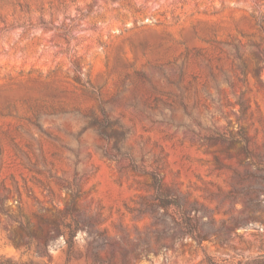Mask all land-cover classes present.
I'll return each instance as SVG.
<instances>
[{
  "label": "rangeland",
  "instance_id": "obj_1",
  "mask_svg": "<svg viewBox=\"0 0 264 264\" xmlns=\"http://www.w3.org/2000/svg\"><path fill=\"white\" fill-rule=\"evenodd\" d=\"M263 256L264 0H0V264Z\"/></svg>",
  "mask_w": 264,
  "mask_h": 264
},
{
  "label": "trees",
  "instance_id": "obj_2",
  "mask_svg": "<svg viewBox=\"0 0 264 264\" xmlns=\"http://www.w3.org/2000/svg\"><path fill=\"white\" fill-rule=\"evenodd\" d=\"M101 126V125H100ZM250 190H254V188L252 187V186H248V187H245V188H242V189H240V188H235V190L234 191H232V192H230L231 194L230 195H237L238 193H240V192H248V191H250ZM263 258V260H264V256L262 257Z\"/></svg>",
  "mask_w": 264,
  "mask_h": 264
},
{
  "label": "water",
  "instance_id": "obj_3",
  "mask_svg": "<svg viewBox=\"0 0 264 264\" xmlns=\"http://www.w3.org/2000/svg\"><path fill=\"white\" fill-rule=\"evenodd\" d=\"M148 31H154V29H148ZM155 32V31H154Z\"/></svg>",
  "mask_w": 264,
  "mask_h": 264
},
{
  "label": "bare ground",
  "instance_id": "obj_4",
  "mask_svg": "<svg viewBox=\"0 0 264 264\" xmlns=\"http://www.w3.org/2000/svg\"><path fill=\"white\" fill-rule=\"evenodd\" d=\"M151 34V33H150ZM156 34V33H155ZM152 35H153V33H152ZM155 36V35H154Z\"/></svg>",
  "mask_w": 264,
  "mask_h": 264
}]
</instances>
